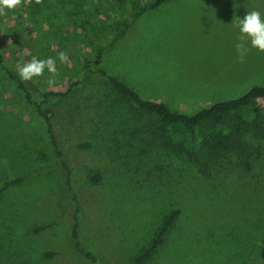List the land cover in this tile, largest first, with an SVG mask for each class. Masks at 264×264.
Listing matches in <instances>:
<instances>
[{
  "label": "rangeland",
  "instance_id": "1",
  "mask_svg": "<svg viewBox=\"0 0 264 264\" xmlns=\"http://www.w3.org/2000/svg\"><path fill=\"white\" fill-rule=\"evenodd\" d=\"M253 9L264 18V0H168L101 54L96 48L110 40L113 20L128 14L127 2L33 0L0 16V183L32 175L0 196V264H92L71 233L77 207L79 247L102 264H130L172 208L180 218L149 264L260 263L264 139L254 142L260 151L249 173L229 164L211 166L204 178L97 72L189 114L239 96L263 82L264 52L248 44L240 63L235 47L218 41L234 38L226 16ZM60 51L69 63L57 60L55 83L47 70L30 81L17 74V64ZM17 80L33 101L48 103L49 124ZM170 134L183 138L180 130ZM90 171L102 182L90 183ZM45 251L57 255L48 259Z\"/></svg>",
  "mask_w": 264,
  "mask_h": 264
},
{
  "label": "trees",
  "instance_id": "2",
  "mask_svg": "<svg viewBox=\"0 0 264 264\" xmlns=\"http://www.w3.org/2000/svg\"><path fill=\"white\" fill-rule=\"evenodd\" d=\"M129 4V11L126 16L117 17L112 23V34L108 43L99 45L96 52L101 54L111 50L133 26L137 18L146 10L156 8L168 0H118ZM100 56V55H99ZM0 64H3L0 55ZM88 65V64H86ZM6 72L12 79H16L8 69ZM97 72L104 75L109 85L120 97L129 101L136 110L148 116L153 133L173 152L183 155L192 162L204 178H210L211 166H218L224 169V165L239 166L244 173L251 171L252 161L255 160V153L260 151L259 146L254 142L264 139V80L261 84L253 85L245 93L223 100H217L209 106L203 107L194 113H186L172 109L167 103L152 99H146L130 87L124 81L115 76L107 75L103 70ZM18 87L23 90L28 103H32L36 110L46 119L49 124V112L46 109L48 103L33 101L29 90L24 84L17 80ZM48 93L46 95H50ZM57 95H65L59 93ZM221 127L227 128L224 132ZM180 130L183 135L181 140H174L170 132ZM53 144L56 143L52 137ZM236 157L237 163H229L230 157ZM64 163V162H63ZM64 165V164H63ZM65 167V165H64ZM32 175H22L11 179L3 180L0 183V196L14 186L21 184ZM68 183L70 179L67 172ZM90 183H100L103 178L97 171H90L85 174ZM78 207L73 215L72 236L75 245L92 264H102L90 251L79 247L78 228ZM180 209L172 208L163 217L156 232L144 244L138 253L132 258L130 264H149L162 251L166 244L170 230L180 218ZM47 226L35 227L34 231H42ZM257 250L259 264H264V236L260 240ZM57 253L45 251L44 257L52 259Z\"/></svg>",
  "mask_w": 264,
  "mask_h": 264
},
{
  "label": "clouds",
  "instance_id": "3",
  "mask_svg": "<svg viewBox=\"0 0 264 264\" xmlns=\"http://www.w3.org/2000/svg\"><path fill=\"white\" fill-rule=\"evenodd\" d=\"M33 0H0V16H6L9 11H14L23 4H32ZM43 0H35L36 4H42ZM234 27L238 28V43L235 44L237 52V60L244 63L249 53L250 44L252 48L260 52H264V18L259 10L253 9L247 11L243 18L237 17L233 21ZM57 60L61 64L69 63V56L66 52L60 51L57 57H48L46 59H38L33 57L30 61L16 65V72L22 81H30L33 78L44 75L45 70L51 74L50 84L55 83L56 77L59 75L57 69Z\"/></svg>",
  "mask_w": 264,
  "mask_h": 264
},
{
  "label": "crops",
  "instance_id": "4",
  "mask_svg": "<svg viewBox=\"0 0 264 264\" xmlns=\"http://www.w3.org/2000/svg\"><path fill=\"white\" fill-rule=\"evenodd\" d=\"M232 12L233 11H231L230 13H232ZM226 20H227L228 32L231 31L234 35V38L233 39L228 38V39H226V41L219 40L218 44H220V46H222V47H226L228 45L235 47V44L238 42L237 37H238V31L239 30H238V28L234 27L233 22H232L234 20V18L232 16H226ZM263 64H264V62H263ZM254 70H255V68H253L252 71H254ZM261 72H264V70H262ZM251 76L253 77V75H251ZM246 78H250V77L248 76ZM258 78H264V74H261Z\"/></svg>",
  "mask_w": 264,
  "mask_h": 264
}]
</instances>
